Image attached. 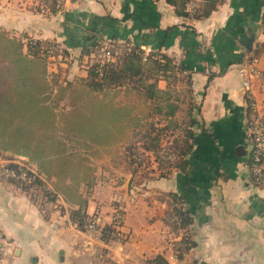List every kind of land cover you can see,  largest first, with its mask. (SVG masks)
<instances>
[{
    "label": "crops",
    "instance_id": "crops-1",
    "mask_svg": "<svg viewBox=\"0 0 264 264\" xmlns=\"http://www.w3.org/2000/svg\"><path fill=\"white\" fill-rule=\"evenodd\" d=\"M62 2L51 11L42 0H0V28L59 41L69 54L56 60L69 66L64 69L71 79L88 74L82 62L94 53L83 49L114 35L186 63L198 102L190 166L147 178L126 154L101 157L89 212L115 226L118 236L111 240L60 218L50 203H39L31 191L0 177V241L18 257L13 262L6 254L0 264H152L158 254L170 264H264V187L250 181L248 163L249 97L256 112L264 111V0H222L205 18L178 15L166 0ZM251 36L253 59L240 42ZM243 66L255 72L250 92ZM169 191L183 194L190 206L194 220L186 230L165 221ZM185 231L196 244L179 258L175 243ZM48 245L59 247L58 258L46 251Z\"/></svg>",
    "mask_w": 264,
    "mask_h": 264
},
{
    "label": "trees",
    "instance_id": "trees-1",
    "mask_svg": "<svg viewBox=\"0 0 264 264\" xmlns=\"http://www.w3.org/2000/svg\"><path fill=\"white\" fill-rule=\"evenodd\" d=\"M42 1L50 7L51 11H57L63 5V2L58 0ZM166 1L174 6L178 15L205 18L210 16L222 0H201V3L194 5L192 8L188 7L190 0ZM262 25L264 27V12L262 14ZM25 38H28V42H25ZM253 38V36L242 37L240 40L247 50L251 51L249 59H253L254 53L257 51L253 48ZM109 40L113 42L112 57L107 58L99 55L100 47L106 39L96 38L91 47L83 49V53L89 55L94 53L92 57H95L88 66L87 76L60 81L61 76L58 71H52L49 76L47 69V61H51L55 56L62 55L64 57L69 54V51L59 41L49 38H37L28 34L20 38L11 35L8 30L0 28V147L29 154L39 166L41 165L43 173L49 178L52 174H49V176L46 172L48 162L42 160L41 155L38 156L31 148L26 149L20 144H25L27 141L29 147L30 144L34 146L35 142L39 140L42 142H48L50 139L53 142L57 140L54 147L55 151L59 152H57L58 154L72 160L77 156H81L86 159V163L88 161L86 153L89 152L84 149L86 143L94 147L93 150H100L101 147L109 149V151L114 150L118 143L130 136L132 127L140 125L141 119L134 116L136 112L135 103L125 101L124 105L115 102V97L119 94V91H114L112 97L105 103L99 100L97 94L109 95L110 90L108 89L111 86L114 88L125 86L126 97H129L132 89L137 90V93L143 97L144 105L150 104V99H155L156 103L154 104L162 108L165 116H175L180 109V103L172 98L160 100V89L157 87V81L160 77L176 79V76L179 77L181 73H186L184 75L187 78L189 77L190 82H192L190 67L183 61L178 62L174 57L158 49L143 48L140 42L131 38L120 40L114 35ZM243 59L244 55L239 58V61ZM150 72L156 77L149 76L146 79V74ZM135 77H138L140 83L135 82ZM54 83H57L55 89ZM53 90L60 91V97H63L65 92L69 93L67 97L70 98L71 106L68 111L73 109V105H79L83 113L99 106L104 109L110 107L109 110L115 109L118 112L122 110L120 123L125 127V136L117 138L115 141L99 142L92 140L89 135H85L83 131L77 129L72 128L71 131H68L63 127L56 128L58 111L52 104L50 96ZM249 100L248 108L251 112V123L257 112L254 109V102L251 97H249ZM151 107L152 105H149V108ZM188 115L189 123L187 122L188 125L183 128V133L181 132L182 134L175 138V142L173 141V143L166 146L172 157L164 156L161 153V143H156L153 147L149 145L158 159L160 175H167L174 169L186 171L190 166L189 154L193 149V140L196 138L195 126L197 123L193 105L188 109ZM60 133L65 137L74 139L79 143L80 149L86 152L80 151L76 157L67 153L66 149L62 148V144L65 145L62 140H65V138H61ZM248 163L250 166V181L257 186L264 187L263 177L258 176L252 169L251 155ZM88 166L91 170L90 164ZM53 179L51 177V180ZM165 195L168 200L165 221L176 231L186 230L192 224L194 217L184 195L174 191H169ZM74 202L79 203L81 207V198ZM78 224L81 226L80 223ZM117 236L118 230L114 225L105 224L102 227L100 234L102 239L111 240L117 238ZM175 244L177 250L175 256L183 258L185 252L195 246L196 241L185 231L181 239ZM151 262L152 264H170L162 254L156 255L151 259Z\"/></svg>",
    "mask_w": 264,
    "mask_h": 264
},
{
    "label": "rangeland",
    "instance_id": "rangeland-1",
    "mask_svg": "<svg viewBox=\"0 0 264 264\" xmlns=\"http://www.w3.org/2000/svg\"><path fill=\"white\" fill-rule=\"evenodd\" d=\"M192 2H194L195 5H198L201 3V0H192ZM10 34L20 38L25 37V34ZM24 40L25 42H28V38H25ZM58 58L59 56H55L51 59V61H47L49 76L52 71L58 70L61 76L60 81H63L64 79H71L72 74H68L67 72L65 73V70L68 69L69 66L61 65L59 62L57 63ZM94 58L95 57L90 55L88 61L82 62L85 64L82 68L87 66L88 69L89 64H91ZM184 74L186 73H181L179 77L176 76V79L160 77V79L163 78L166 81V84L163 87L159 84L160 79L157 81V87L160 89V100L172 98L180 103V109L173 117L165 116L162 108L159 105L154 104L156 103L155 99H150V104L148 103L147 106L144 105L143 97L137 93V90L132 89L129 97H126L125 86H119L117 88L112 86L109 87V95L103 93L97 94L100 98L99 100L102 101V103H105L112 97L111 95L114 91H119V94L115 97V102H119L124 105L125 101L135 103L136 112L134 116L141 119V123L140 125L132 127L130 129V136L118 143L115 149L111 150L112 152L109 151V149L107 150L102 147L100 150H93L94 147H91L86 143L84 149L89 151L86 153V156L88 157L87 163L88 165L90 164L91 170L86 163V159L81 156H77L80 151H86H82L79 147V143L74 141V139L65 137V135H61L60 133L61 138H65V140H62L65 144H62V148H65L67 153L71 155L73 154L74 157L77 156V158L72 160L64 155L58 154L59 152L57 151V153L54 147L57 144V140L53 142V140L50 139L48 142H42L38 139L39 141H36L34 146L30 144L29 147L27 141L25 144H20L26 149L31 148L38 156L41 155L40 158L42 160L48 162L46 172L48 175L52 174L51 176L49 175L50 178L47 176L48 179L43 180L37 177L36 179H27L17 182L3 175L0 177L6 181L15 183L22 189L31 191L32 196L36 201L43 204L50 203L51 206H49V210L51 211L52 209H54V211L57 209L60 218H62L63 215L69 223L72 222L73 224H77L80 229L89 231V228H86L85 224L87 223L89 215H92L93 213L89 212V204L90 195L93 191V186L96 183V178L92 173H94L97 169V166L99 165L97 161L101 159V157L105 155L112 156L113 158L122 156L125 159L126 154L127 161L129 163H135L134 165H136V167L134 170H139L142 176L149 178L153 177L155 172L160 174L161 171L159 169L158 159L150 146L153 147L154 144L161 143L162 149L160 151L164 156H167L170 153V150H168L166 146L173 143V141L175 142V138L183 133V128L189 123L188 109L190 106L193 105L195 112L197 111L198 102L195 98L192 86L193 83L190 82L189 77L187 78ZM75 75L79 78L83 77L79 76V74ZM149 76L152 78L156 77L152 72L146 74V79H148ZM137 78L138 77L134 78L135 82L140 83ZM56 85L57 83H54V89L56 88ZM59 92L53 90L50 93L52 104L58 111L55 123L56 128L59 129V127H63L68 131H71L72 128L77 129L83 131L85 135H89V138H92V140L94 139L99 142L115 141L117 138L125 136V127H123L120 123V116L123 114L122 110L118 112L115 109L109 110L110 107H105L106 109H104L99 106L98 108L95 107L83 113L81 108H79V105H73V109L68 111L71 106L70 98L67 97L69 93L65 92L64 96L60 97L61 94H59ZM149 105H152V107L149 108ZM195 114L198 117L197 113ZM113 126H115V128H113ZM14 157L15 159L19 158L21 161H27V163L33 162L36 164L39 171L44 172L41 165L39 166V164L34 161L29 154L3 149L0 147V166L2 164L9 163L10 159ZM118 159H116V161ZM51 177L52 179L54 178V181L51 180ZM79 198H81V207L79 204L78 206H74L71 202L78 201ZM100 203L101 202H97L94 204V202L91 201V205L100 206ZM79 207L80 209L77 210ZM78 223H80L81 226H79ZM104 225L105 224H102V226ZM97 235L100 236V234ZM13 249L14 248L11 249V247L7 249V244L0 241V258L9 254L12 257L13 262L17 260L18 257L14 255ZM46 251L56 258L60 255L59 247L57 245H48ZM21 258H19V261H21ZM29 262H31V260ZM2 264L4 263L2 262Z\"/></svg>",
    "mask_w": 264,
    "mask_h": 264
},
{
    "label": "built area",
    "instance_id": "built-area-1",
    "mask_svg": "<svg viewBox=\"0 0 264 264\" xmlns=\"http://www.w3.org/2000/svg\"><path fill=\"white\" fill-rule=\"evenodd\" d=\"M58 1L62 2L63 0ZM194 5L195 4L194 2H192V0L188 2L189 8H192ZM112 46L113 42H111V40L109 39H106L104 44L100 47L99 55L107 58L112 57ZM241 72L244 75V86L246 90L250 92L253 82L252 79L255 74L254 69L243 66L241 67ZM248 138L250 142L252 169L256 174H258V176L263 177L264 181V111L257 112L254 116V119L251 122V130ZM167 157H172V154L169 153ZM1 175L8 177L9 179H13L17 182L27 179L32 180L36 179L37 177L43 180L48 179V177L43 172L37 169L35 163H27V161H21L19 158L15 159V157L10 159L9 163L2 164L0 166V176ZM85 227L89 228V230L93 231L96 234H101L103 226L98 212H93L92 215H89Z\"/></svg>",
    "mask_w": 264,
    "mask_h": 264
},
{
    "label": "water",
    "instance_id": "water-1",
    "mask_svg": "<svg viewBox=\"0 0 264 264\" xmlns=\"http://www.w3.org/2000/svg\"><path fill=\"white\" fill-rule=\"evenodd\" d=\"M144 47H145V45H143ZM245 147H244V145H238V147H237V151H238V153H244L245 151Z\"/></svg>",
    "mask_w": 264,
    "mask_h": 264
}]
</instances>
